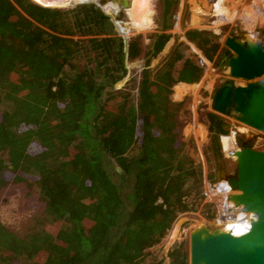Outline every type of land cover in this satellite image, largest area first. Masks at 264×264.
<instances>
[{
    "label": "trees",
    "instance_id": "obj_1",
    "mask_svg": "<svg viewBox=\"0 0 264 264\" xmlns=\"http://www.w3.org/2000/svg\"><path fill=\"white\" fill-rule=\"evenodd\" d=\"M74 1L0 0V195L9 183L35 187L46 224L18 235L0 222V264H142L180 215L214 216L204 203L202 166L180 140L185 101L170 99L174 86L203 75L185 56L189 47L177 44L151 73L149 60L169 34L143 47L140 36L125 42L93 3L52 7ZM234 2L223 0L219 19L236 11L226 7ZM162 3L165 31L178 1ZM184 37L208 61L219 49L209 33L188 30ZM141 55L147 59L139 81L116 89L126 62ZM230 58L222 48L215 64ZM207 121L218 160L217 136L228 131L212 114ZM109 163L130 185L113 181ZM170 255L185 264L177 249Z\"/></svg>",
    "mask_w": 264,
    "mask_h": 264
},
{
    "label": "rangeland",
    "instance_id": "obj_2",
    "mask_svg": "<svg viewBox=\"0 0 264 264\" xmlns=\"http://www.w3.org/2000/svg\"><path fill=\"white\" fill-rule=\"evenodd\" d=\"M42 1L45 2V0ZM75 1L79 2L81 0ZM75 1L73 2V5L52 7H60V9L73 8L77 6ZM98 1L99 0H91L90 3L96 4ZM177 1V9L172 13L173 15H171L170 19L166 21L168 24L172 23L170 29L165 31L162 30L164 23L162 16V0H149L152 10V15L150 17L152 25L149 29L145 33L136 31L131 24L126 10H123L122 17L119 20V26L122 29H126V31H124V34H119L118 32V35L122 39L125 37L126 41L130 38L140 36V42L143 47H150L158 33L164 32L171 36L160 54L149 60L147 69H149L151 73H154L166 62L171 51L179 43H184L189 47L188 50L184 52L185 56L190 58L203 69L201 79L196 85L191 86V91L185 96L183 95L184 97L176 96V94L174 95L175 98L183 97L181 101H175L172 94L170 99L171 101L173 100V102L185 101L184 106L179 112L180 120L184 121V126L180 132V140L186 144L185 147L188 149L190 157L202 166L204 179V203L214 206V216L208 219L205 214L203 215L201 213V211L180 215L173 223L165 238H163L158 245L148 250L142 264H150L153 262H158L159 264H177L175 262L176 259L170 255L175 249L178 250L179 258L182 259V261L185 259V264H189L190 232L199 224H204L208 229L220 228V226H222V224L220 225L216 222L219 218L218 208L221 203L219 201L221 195L217 197L213 192L215 187H217L215 185L218 184V181L216 180L218 161L221 162L223 166L226 165L227 172H232L235 156L229 154L234 153V151L240 147V143L247 141L248 139L253 143V149L264 151V134L230 118L218 115L210 109V102L213 93L221 85L222 81L228 77L227 63L221 67L215 64L217 55L222 48H225L223 43L226 37L235 36L243 39V36L250 38L253 36V38L262 41L264 44V20L261 18L256 21L252 29L250 26L251 24L248 25V19L247 21L244 19V15L247 11L250 10L249 13H252L254 10L259 9L261 1L238 0V2H234L233 4L228 3L226 7L229 10H234V8H236V11L227 14L220 19V12L225 11L223 10V7H220L223 0ZM192 12L200 14L198 15V20H200L199 23L192 24ZM238 16L242 18H238L237 20ZM188 30L209 33L213 37V40L218 43L219 49L211 61L206 60L199 50L183 39L185 38V32ZM146 59L147 57L141 55L140 58L133 62H126V77L124 80L117 83L115 88L119 89L123 87V85L130 79H135L137 83L140 79V74L145 65ZM180 64L181 63L179 62L175 65L176 70L180 68ZM235 82L237 85L245 83L240 79H236ZM176 88H178V86L175 87V89ZM133 96L135 98V92ZM208 114H212L217 117L218 120L223 121L228 131L227 135L217 136L220 147V157L218 160L214 159V155L209 148L213 135L209 131V123L207 121ZM190 140L193 141L194 148H191L189 145ZM134 153H136V151H134ZM107 166L114 182L123 185V187L130 185V183L116 174L117 169L112 163H109ZM208 173L213 175L212 180H207ZM222 183L224 182L222 181L219 185ZM44 217V205L39 200L38 191L35 187L25 183H9L1 192L0 222L10 231L18 235H24L42 229L46 226L44 223ZM180 245H182V248H179Z\"/></svg>",
    "mask_w": 264,
    "mask_h": 264
},
{
    "label": "water",
    "instance_id": "obj_3",
    "mask_svg": "<svg viewBox=\"0 0 264 264\" xmlns=\"http://www.w3.org/2000/svg\"><path fill=\"white\" fill-rule=\"evenodd\" d=\"M109 1L99 0L95 5L124 34L119 20L130 1L114 0L115 10H107ZM83 3L90 1L76 5ZM223 45L232 55L226 64L228 77L213 93L210 109L264 134V44L247 36H229ZM236 79L245 83L237 85ZM229 155L235 156L233 173L225 174L218 161L216 180L226 181L235 192L228 195V201L254 216L251 232L240 239L199 224L189 234V264H264V151L253 149L248 139Z\"/></svg>",
    "mask_w": 264,
    "mask_h": 264
},
{
    "label": "bare ground",
    "instance_id": "obj_4",
    "mask_svg": "<svg viewBox=\"0 0 264 264\" xmlns=\"http://www.w3.org/2000/svg\"><path fill=\"white\" fill-rule=\"evenodd\" d=\"M129 1H130V6L125 10L131 21V24L136 31L145 33L149 29L151 24L150 17L152 12L149 9L150 7L148 6V0H129ZM260 1H261L260 2L261 5L258 10H254L252 13H249L250 11L249 10L244 15V19H246V21L248 19L247 21L248 25L251 24L250 26L252 29L256 21H258L261 18L262 20H264V2H262L264 0H260ZM109 2H107L105 7H107V10H113L117 2H115L114 0H111L110 3ZM238 18H242V17L238 16L237 20ZM123 30L126 31V29ZM191 88H192L191 86L188 87L178 86V88L175 89V94L176 96L186 95L189 91H191ZM221 182L222 181H219L218 184L215 185L217 187H215V190L213 191L215 196L219 197V195H221V198L219 199L221 203L218 209L219 210L222 209V212L225 215L222 219L218 218L216 220L218 224L220 225L222 224L223 226V227L220 226V228L218 229H220L222 232L232 237L245 239L246 235H248L251 232L252 221L254 220V216L249 213L241 212V209L239 207H235L230 201L227 200L228 195L233 194L235 192H233L231 186L225 181H223L224 183L219 185V183Z\"/></svg>",
    "mask_w": 264,
    "mask_h": 264
},
{
    "label": "crops",
    "instance_id": "obj_5",
    "mask_svg": "<svg viewBox=\"0 0 264 264\" xmlns=\"http://www.w3.org/2000/svg\"><path fill=\"white\" fill-rule=\"evenodd\" d=\"M72 5H73V3H71ZM148 6L150 7L149 9L151 10V6H150V2H149V0H148ZM151 12H152V10H151ZM151 15H152V13H151ZM198 15H200V14H196V13H194V12H192V21H193V23L192 24H196V23H199V21L200 20H198ZM152 25V23L150 24V26ZM158 34H161V33H158ZM157 34V35H158ZM183 39H185V38H183ZM155 40V39H154ZM154 40H153V42H154ZM167 44V43H166ZM165 47V46H164ZM164 49V48H163ZM174 50V49H173ZM172 50V51H173ZM172 51H171V53H172ZM200 52V51H199ZM170 53V54H171ZM198 65V64H197ZM199 66V65H198ZM194 85H196V84H184V83H179V84H177L176 86H174L173 87V92H172V95H173V99L175 100V101H181L182 100V98L185 96H183V97H180V98H175L174 97V95H175V91H174V89H175V87H177V86H194ZM171 95V96H172ZM171 96H170V98H171ZM173 101V100H172Z\"/></svg>",
    "mask_w": 264,
    "mask_h": 264
},
{
    "label": "flooded vegetation",
    "instance_id": "obj_6",
    "mask_svg": "<svg viewBox=\"0 0 264 264\" xmlns=\"http://www.w3.org/2000/svg\"><path fill=\"white\" fill-rule=\"evenodd\" d=\"M246 144H247V141H243V142L240 143V147H243V146H245ZM217 165H218V164H217ZM223 169H224V173L227 174V175L232 174L233 171H234V168H233L232 172H227V171H226V165L223 166ZM179 261L182 262V259L179 258Z\"/></svg>",
    "mask_w": 264,
    "mask_h": 264
},
{
    "label": "built area",
    "instance_id": "obj_7",
    "mask_svg": "<svg viewBox=\"0 0 264 264\" xmlns=\"http://www.w3.org/2000/svg\"><path fill=\"white\" fill-rule=\"evenodd\" d=\"M218 215H219V218H220V219H222V218L225 216L224 213L222 212V209L219 210ZM228 216H229V215H228Z\"/></svg>",
    "mask_w": 264,
    "mask_h": 264
}]
</instances>
